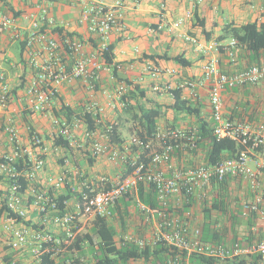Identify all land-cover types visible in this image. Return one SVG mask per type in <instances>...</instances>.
Segmentation results:
<instances>
[{"label":"built area","instance_id":"built-area-1","mask_svg":"<svg viewBox=\"0 0 264 264\" xmlns=\"http://www.w3.org/2000/svg\"><path fill=\"white\" fill-rule=\"evenodd\" d=\"M32 1L44 15L49 9L45 6L55 2L75 5L79 10V24L87 28L90 39L85 40L74 34L64 37L54 34L42 26L41 18L32 13L24 17L29 22L26 33L20 26V15L15 16L0 4V37L7 35L11 41L25 44L30 72L29 80L22 82L23 77H20L19 83L24 85V90L20 92L11 85L9 73L0 64V242L13 251L30 246L38 264H42L45 255L57 261L72 255L67 264H74L78 252L73 247L82 231L98 220H111L121 200L133 195L135 199L132 202L142 213L144 225L154 226L155 222L156 228L151 241L126 235L120 238L125 242L133 243L140 249L149 243H163L188 254L204 255L220 261L246 259V264H253L252 258L258 257L264 262V241L234 242L230 245L204 242L201 228L191 227V212L184 216L168 212L176 196L184 199L193 197L202 203L208 200L212 185L218 187L227 179H240L246 180L255 193L254 201L244 205V214L250 216L255 213L264 217V181L260 180L264 171V156L258 151L264 147V124L230 120L225 117L223 104V93L227 89L264 83V64L234 73H223L220 69L219 45L198 44L199 52L208 57L202 78L198 82L186 81L181 85L195 93L199 86L209 84L214 134L219 139H230L243 147L237 158L226 159L213 166L202 163L178 167L174 161L176 152L194 151L199 140L197 134L184 130H159L155 139L149 142L134 137L130 144L138 145L141 153L139 157L129 158L117 149L110 150L97 141V133L86 130L85 139L91 140L95 157L108 155L111 161L130 166L132 173L124 179L122 176L114 180L106 177L89 179L76 169L63 171L60 175L49 176L42 181L41 176L47 168L43 156L47 155L49 148L37 132L29 135V128L28 135L24 137V114H45L57 97L58 87L65 84L80 80L91 91H96L102 74L112 73L111 66L104 59V52L109 47V36L124 31L123 9L127 2L136 3L138 0H112L111 3L106 0ZM192 17L193 13L189 12L179 23ZM49 24H53V21L50 20ZM187 40L192 41L189 37ZM88 42L95 46V50L90 53L86 51ZM225 47L231 59H234L240 43L232 39ZM145 71L154 79L162 75L161 70L152 66ZM126 89V86L121 85L118 88L119 95L122 96ZM159 89V86L155 87V90ZM86 113L99 116L103 109H97L96 113L90 109ZM52 124V137L64 138L73 146L74 131L82 124L86 126L82 118H74L70 123L65 118L53 117ZM105 137L108 139L107 134ZM154 141L159 144V150L154 149ZM142 154H145L147 162L141 160ZM141 185L155 188L162 206L157 212L138 199ZM67 188L79 196L59 203L58 195ZM33 213L37 219L33 224L43 226V229L37 230L26 224L27 221L32 222L29 216ZM9 264L18 262L14 260ZM163 264L184 262L180 255H176L166 259Z\"/></svg>","mask_w":264,"mask_h":264},{"label":"crops","instance_id":"crops-1","mask_svg":"<svg viewBox=\"0 0 264 264\" xmlns=\"http://www.w3.org/2000/svg\"><path fill=\"white\" fill-rule=\"evenodd\" d=\"M106 2L111 3L112 0H106ZM0 4L6 11L20 15V26L23 30H26V33L29 28V22L24 17L32 13L36 17L41 18L42 26L49 31L53 32L55 29H63L65 33H72L85 40L90 39L87 28L79 24V10L75 5L55 2L52 5L45 6L49 9L47 14L44 15L42 10L36 7L32 0H9V8L5 7L2 2ZM189 12L193 13V17L184 23H179ZM123 16L124 31L112 33L107 41L108 45L114 49L115 64L120 67L117 77L113 73L104 72L96 91H91L80 80L58 87L57 97L52 102L49 111L45 114L29 115L31 127L41 137L43 136V140H47L48 136L53 133L52 114L60 112L63 107L77 109L83 113L90 109H94L96 113L97 109L102 108L103 113L98 116V124L104 127L112 124L119 126V132L124 143L110 146L109 139H106L104 131L97 132V141L106 145L110 150L117 149L122 154H127L129 158L139 157L141 150H133V145L129 141V134H127L125 129V127H134V122L132 117L125 112V104L121 101L123 96L131 91L132 88L127 86L126 83L120 82L119 78L122 80L128 79L139 87V91L135 93L136 99L130 101L131 105L144 104L147 108L156 106L161 110L162 115L158 122L159 130L162 132L184 130L190 134L198 135L201 121L210 124L212 128L215 125L209 100V84L199 86L195 93L190 89L181 87L186 81L198 82L202 78L203 68L208 57L199 52L198 44L208 45L216 43L219 45L220 69L223 73H234L250 68L253 65L264 64V52L256 57L239 47L235 50L234 59H231L225 46L232 39L218 41V38L223 34V28L229 24L241 26L256 21L259 24H264V0H138L136 3L129 1L123 9ZM50 20L53 21V24H49ZM54 34L58 35V33ZM1 36L0 64L9 73L11 85L21 92L24 90V85L21 82L19 83L20 77H23L22 82L30 78L25 51L23 53V61L19 60L21 43L11 41L7 35ZM188 37L192 41H188ZM208 38L211 39L209 40ZM94 50L95 46L90 45V42H88L86 51L90 53ZM176 56H183L191 62V66L183 67L167 59ZM151 57H156V59L152 60ZM149 66L161 70L162 75L156 79L152 78L145 71ZM172 71L175 73L172 74ZM121 85L127 87V91L122 96L118 92V88ZM156 86H159L160 89L155 90ZM178 90L181 91V100L188 102L187 106L195 109L196 113L199 114L198 117L186 113L178 114L174 111L172 108L175 104L174 92ZM142 94H144V97ZM223 104L225 117L230 120L246 121L253 125L264 124V83L256 86L227 89L223 93ZM23 128V135L26 137L28 135V124L25 121H23ZM86 130L87 126L82 124L74 131V146L82 148L80 152L84 154L88 152L90 157L94 158V164L89 165L85 159H82L87 162L88 169H86L84 168L85 165H72L70 163L71 160L67 158L64 164L59 161L55 165L50 161V156L53 154L50 150L53 147L48 145L49 150L46 155L47 168L41 176L43 178L42 181L47 180L49 176L60 175L63 171H74L76 169H79L89 179L108 178V176H113L109 178L114 179V176L125 175L128 168L122 162L118 161L115 163L110 160L108 155L94 156L92 142L89 143V140L85 139ZM131 132L133 131L130 130ZM153 146L155 150L160 149L156 141H154ZM262 155L264 156V153ZM66 156H69V152ZM76 157H79V154H76ZM204 157L205 151H201L197 156L192 157L188 152L179 150L176 152L174 161L178 167H190L193 164L204 163ZM260 180L264 181V172H262ZM64 191H61V193ZM250 194L254 199L255 193L251 190ZM183 204L184 198L176 196L171 201V207L174 209L173 214L179 215L178 211ZM119 205L121 210L124 211L123 214H126L125 208H130V204L126 205L121 200ZM202 210L203 206L198 201H195L189 210L193 214V218L190 219L192 229L202 227L203 213L202 215L199 214V211L202 212ZM117 213L118 211H116ZM239 215L243 219L242 222H244L240 228L241 233L238 232L241 235L239 242L255 243L264 241V217L256 215V221L250 226V216H246L244 213L243 216L240 213ZM115 217L116 215L113 218ZM29 219L32 222H36V214H31ZM108 222L116 228L118 232L116 240L119 242V237L122 236V223H120L119 228L114 221L108 220ZM94 225L95 223L88 227L92 229ZM215 226L219 229L220 225L215 223ZM144 227H146L148 234L151 235L156 228L155 222L154 226H145L143 224ZM151 230L153 231L151 232ZM84 246L85 244H82V247ZM12 258L13 260H11ZM34 259L30 246L20 251H13L0 242V264H9L14 260L18 264H38ZM82 261L84 262L83 259ZM130 264L144 263L132 262Z\"/></svg>","mask_w":264,"mask_h":264},{"label":"trees","instance_id":"trees-1","mask_svg":"<svg viewBox=\"0 0 264 264\" xmlns=\"http://www.w3.org/2000/svg\"><path fill=\"white\" fill-rule=\"evenodd\" d=\"M0 1L5 7L9 8V0ZM14 15L19 16L18 13H15ZM53 33H58L61 37H64L65 35H73L69 32L65 33L63 29H55L53 30ZM230 38L238 40L240 43V48L256 57L264 52V24H259L257 21L249 22L241 26H235L234 24L227 25L225 28H223V34L218 38V41L221 42ZM208 39L210 40L211 38ZM25 48V44H22L20 52L21 61H23V53L25 51ZM104 59L106 63L111 66L113 75L117 77L119 70L117 68L118 65L115 64L114 49L111 46H109L107 51L104 52ZM151 59L155 60L156 57H151ZM167 59L183 67L191 66V62L183 56H176ZM119 81L126 83L127 86L132 88L131 91L123 96L121 101L125 104V112L132 117V121L134 122V137L140 138L145 142L153 141L159 131L158 122L162 115L161 110L156 106L147 108V106H145L144 104H139L136 106L131 105L130 101L132 99H136L135 93L139 91V87L137 85H134L133 82L129 81L128 79L122 80L119 78ZM180 94V90L174 92L175 104L172 106L174 111L178 114L186 113L188 115L198 117L199 114L196 113L197 111L191 106L188 107V102L182 101ZM142 95L144 97V94ZM29 115L31 114L25 113L23 121L28 124V128L30 129L29 135L32 136L35 133V130L31 127ZM52 116L58 119L65 118L70 123L74 120V118H82L87 126V131L89 133L104 131L108 135V142L110 146L120 145L124 143L119 132V126L112 124L110 126L104 127L103 125L98 124V116H95L92 113H83L79 112L77 109L63 107L60 112H55L52 114ZM198 136L199 140L196 143L195 150L189 151L188 153L190 154V156L195 157L199 154V152L205 151L204 163L210 166L217 165L226 159H235L243 150V147L233 140L219 139L217 136H215L214 129L211 127V125L204 121H201V125L198 128ZM47 142H51L54 150L61 149L65 153L69 152L74 156L76 154H79V157L85 159L89 163V165L94 164V158L90 157L88 152L86 154L80 152L82 151V148L71 145V142L65 140L64 138L54 139L51 135L48 136ZM89 143H91V140H89ZM133 150L138 151L139 146L133 144ZM258 151L264 153V147L260 148ZM46 157V155L43 156L45 160ZM141 157V160L147 162V160L144 159L145 154H142ZM67 158L69 157L64 156L63 158H61L60 163L64 164ZM78 164L80 163L76 160V165ZM197 165L200 164H193V166ZM126 167L128 168V171L125 173V175L122 176L123 179L129 176L133 171L130 166L126 165ZM41 179L43 180V178ZM232 181L234 180L227 179L218 187L212 185L209 194V198H212V200L210 204L207 202V200L203 203V225L201 227V236L204 242L227 244L226 237H228L229 229L227 227H224L223 229L216 228L215 223H217V221H215L213 217V214L215 212H220L224 215L230 214L229 216L232 220L230 231L235 230L238 225V219L241 216H236V214L231 212L228 209L227 204L223 198L224 191L228 188L229 185L232 184ZM41 189H43V187ZM78 196L79 194H73L71 190L67 188L63 193L58 195V201L59 203H63L70 200L71 198ZM137 197L143 205L150 208L154 212H157L162 207L158 202L157 194L153 186L141 185ZM134 199L135 196L129 195L125 196L122 201L124 202V204L128 205ZM193 203H195L193 197H186L184 199L183 206L178 211L179 215L184 216L187 212H189ZM116 211L121 214L122 210L120 208V205L117 206ZM168 212L173 213L174 209H172V207L170 206ZM256 215L257 214L255 213H252L250 215V226H252L256 221ZM123 218L124 217L121 214L120 220L122 221V228H124ZM26 224L37 230L44 228L43 226L33 224V222L31 221H27ZM117 235L118 232L116 228L113 227V225H111L108 220H98L97 222H95V225L91 229L90 233L86 234L85 236L78 237L73 250L76 249L79 255L78 258L75 259L74 264H83L82 258L80 257V253L83 250L82 244H87L91 248L95 261L94 264H130L132 262H142L144 264H163L166 259L173 258L176 255H180L182 257L184 264H246L248 262L246 259H226L225 261H220L218 259L209 258L204 255L188 254L185 251L178 250L177 248L172 246H166L163 243H158L156 245L149 243L144 249H140L135 244L125 242L123 239H120V242H117ZM231 236V239L234 242H239L237 229ZM70 258L71 257L66 255L63 259L57 261L55 259H52L50 255H45L43 256L42 264H67V260H69ZM252 259L253 264H264V262H261L260 258L258 257H254ZM11 260H13V258Z\"/></svg>","mask_w":264,"mask_h":264},{"label":"rangeland","instance_id":"rangeland-1","mask_svg":"<svg viewBox=\"0 0 264 264\" xmlns=\"http://www.w3.org/2000/svg\"><path fill=\"white\" fill-rule=\"evenodd\" d=\"M53 119V118H52ZM51 121V120H50ZM126 132L128 135V137H130L129 141H132V139L134 138V133L131 132L130 130L133 131L134 127L130 126V128L125 127ZM83 136V135H82ZM43 138V136H42ZM83 138V137H81ZM45 142H47V140H44ZM47 145L51 146V142H47ZM53 152V154L50 156L52 163L53 164H58V162L60 161L61 158H63L64 156H66L67 153H65L64 151L60 150V151H56L53 148H51V150ZM69 153V157L68 159H70V163H72V165H76V160L81 164V165H85L84 168L88 169V165L87 162L82 160L83 158L81 157H77L75 158V156L72 157V155ZM67 161V160H66ZM117 163V162H115ZM109 177H113V176H108ZM116 178V176H114ZM111 180H114L112 178H109ZM251 189L247 183L246 180H234L232 181V184L228 186V188L224 191L223 193V198L227 204L228 209L233 212L234 214H236V216H240V214L244 213V205L248 204V203H252L254 201L253 197L250 194ZM212 198H208L207 202L210 204ZM203 203H201V205L203 206ZM126 209V210H125ZM124 210L127 211L125 212L126 214H123L124 211L121 212L122 216L124 217V228H122L123 226H121V235L119 237V242H120V238L126 236V235H130L136 238H143L145 240L151 241V235L148 234V232L146 231V227L143 228V216L142 213L139 212L136 204H134L133 202L130 203V208H125ZM121 214L117 213L115 218H112L111 220L114 221L115 223H117V226H119L120 228V216ZM199 214L202 215V212L199 211ZM230 214L224 215L223 213L220 212H215L214 213V220L217 221L219 228L223 229L224 227H227L229 229V233H228V237H226V241L228 244H231V242L233 241L232 238V234L235 232V230L230 231L231 229V224H232V220L230 219ZM242 218L239 217L238 219V232L241 233V226L243 225L244 222H242ZM124 229V230H123ZM153 230H151L152 232ZM91 229L89 227L85 228L80 236H85L86 234L90 233ZM231 232V233H230ZM239 238L241 239V235L238 234V240ZM231 239V240H230ZM83 253L81 254V258L84 260L83 264H94V256H93V252L91 251V248L89 246H87V244H85V246L83 247ZM69 257L72 255H68ZM35 260V259H34Z\"/></svg>","mask_w":264,"mask_h":264}]
</instances>
